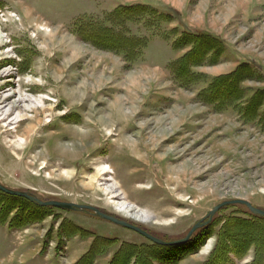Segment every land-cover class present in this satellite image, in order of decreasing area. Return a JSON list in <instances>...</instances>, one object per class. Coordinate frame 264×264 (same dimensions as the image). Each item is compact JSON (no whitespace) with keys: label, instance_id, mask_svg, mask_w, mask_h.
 Masks as SVG:
<instances>
[{"label":"rangeland","instance_id":"rangeland-1","mask_svg":"<svg viewBox=\"0 0 264 264\" xmlns=\"http://www.w3.org/2000/svg\"><path fill=\"white\" fill-rule=\"evenodd\" d=\"M130 6L156 12L125 23L145 40L131 59L81 37ZM183 33L209 37L184 65L194 84L172 72L193 46L174 47ZM242 64L239 101L206 105L200 92ZM0 109L8 189L94 207L166 241L223 202L264 211V0H0ZM195 234L158 246L0 192V264H264V222L244 206Z\"/></svg>","mask_w":264,"mask_h":264},{"label":"trees","instance_id":"trees-1","mask_svg":"<svg viewBox=\"0 0 264 264\" xmlns=\"http://www.w3.org/2000/svg\"><path fill=\"white\" fill-rule=\"evenodd\" d=\"M153 12L155 11H152L144 6L120 7L113 13L107 15V17L105 18L104 22L106 25H109L108 28L98 24L97 22L91 21L87 23V27H85L86 33L81 35V37L85 36L86 38H88V41L94 43L95 45L105 47L106 49L112 48L113 50L122 53L126 57V59H131L135 54L137 55L142 48H144L145 40H143L142 38H133L127 36L124 28L125 23L132 21L134 17L145 14L153 15ZM169 16L170 15L158 14L157 18L166 21ZM94 33L96 34L94 35ZM111 37L116 39V41L107 43V40ZM204 38L209 39V37L205 35L202 36L183 33V36L176 42H174V47H178L181 41L185 42L186 40H188L187 43L193 44V46L190 47L191 50H189L187 54H185L175 65L172 66L173 75L178 78L176 80H180V82L186 84H194V79L191 77V74L185 70L184 65L188 62L192 54H201L202 44L200 41ZM210 40L214 43H217V45L222 46L218 39L211 37ZM242 66L243 64L233 72L213 79L207 89L200 92L201 95H199L206 105L212 106L219 111H223L226 109V107H230L231 105L239 101L240 97L238 94V90L240 89L238 88V86L241 81H239V79L241 76ZM256 97L257 95H255V97L250 100L248 106H251L253 104ZM250 217L252 219L264 222V218L254 216L251 213ZM202 229L200 230L202 231ZM194 235L196 234L194 233L193 236ZM115 257L116 255L114 256L111 264H115L113 262L115 260Z\"/></svg>","mask_w":264,"mask_h":264},{"label":"water","instance_id":"water-1","mask_svg":"<svg viewBox=\"0 0 264 264\" xmlns=\"http://www.w3.org/2000/svg\"><path fill=\"white\" fill-rule=\"evenodd\" d=\"M0 192L4 193L6 195H9V196L24 198V199L28 200L29 202H31V203L39 206V207H53V208H57V209L65 210V211H70V212H83V211L87 212V213H89V214H91V215H93L99 219L111 222L117 226H121L125 229L133 231L136 234L145 238L150 243L158 245V246H178V245H182V244L187 243L196 231H198V230H200V229H202V228H204L210 224L215 213H217L220 209H222L226 206H229V205L244 206L252 215L264 218V211L259 209V208L253 207L247 201H244V200L227 201V202H223V203L218 204L215 207H213L203 219L196 222L190 228V230L187 232V234L183 238L178 239V240H172V241H164V240H161L159 238H156V237L150 235L149 233H147L145 230H143L141 228H138L134 225L126 223L122 220H119V219L113 217V216L104 214L100 210H98L94 207L85 206V205H78V204H74V203L57 202V201L42 202L28 192L8 189V188L2 186L1 184H0Z\"/></svg>","mask_w":264,"mask_h":264},{"label":"bare ground","instance_id":"bare-ground-1","mask_svg":"<svg viewBox=\"0 0 264 264\" xmlns=\"http://www.w3.org/2000/svg\"><path fill=\"white\" fill-rule=\"evenodd\" d=\"M33 18V17H32ZM32 18H30V19H32ZM30 19L28 18V22H30ZM34 23L35 24H38V23H40V22H38V20L37 19H34ZM3 114V112H2V110L0 109V115H2ZM114 115V114H113ZM36 124V123H35ZM32 128V127H31ZM51 145H52V141H51ZM59 152H63V151H65L64 149H62V150H58ZM68 151V150H67ZM70 152V151H69ZM74 152V151H73ZM72 152V153H73ZM65 152H63V154H64ZM71 153V154H72ZM67 155V154H66ZM72 157V156H71ZM66 158V157H65ZM70 158V157H69ZM102 170H104V168L102 169ZM197 232V231H196Z\"/></svg>","mask_w":264,"mask_h":264}]
</instances>
